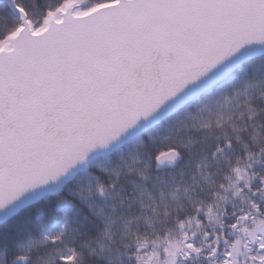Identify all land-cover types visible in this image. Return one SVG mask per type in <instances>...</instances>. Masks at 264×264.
Returning <instances> with one entry per match:
<instances>
[{
  "label": "snow or ice",
  "instance_id": "6c2138e0",
  "mask_svg": "<svg viewBox=\"0 0 264 264\" xmlns=\"http://www.w3.org/2000/svg\"><path fill=\"white\" fill-rule=\"evenodd\" d=\"M257 56L264 0H0V209ZM148 140L86 189L117 201L96 236L66 218L11 264H87L112 246L120 264H264V81L245 80ZM197 145L203 155L177 180L171 169ZM165 170L151 189L136 179Z\"/></svg>",
  "mask_w": 264,
  "mask_h": 264
},
{
  "label": "trees",
  "instance_id": "16d2710c",
  "mask_svg": "<svg viewBox=\"0 0 264 264\" xmlns=\"http://www.w3.org/2000/svg\"><path fill=\"white\" fill-rule=\"evenodd\" d=\"M245 80L264 81V56L255 57L245 63L223 83L214 86L210 91L189 102L154 128L129 141L114 153L100 157L88 172L79 174L61 193L44 197L0 225V253L3 254L0 261L6 260L7 257L12 255L18 245L27 244L30 240L39 238L42 226L43 229L55 231L66 218L70 227H80L82 230H86L88 235L96 236L99 228L103 227L100 216L108 214L112 205L117 201L115 199L102 201L96 198H87L86 189L94 183L93 177L99 175L102 179L107 180L108 176L102 171L103 169L115 172L121 168L122 160H128L131 164L132 156L144 153L145 149L142 142L143 144H150L149 136L158 138L169 125H172L187 112L195 111L220 94L230 91L233 87L241 86ZM173 135L183 136L187 141V136L183 132H173ZM202 155L203 149L200 145L192 149L191 155L188 151H184V158L171 169L176 174L177 180L182 170L185 173V179H187L189 172L192 170L191 165ZM156 175L168 178V170L159 174L151 173L149 180L146 182L139 181L138 177L136 179L142 187L146 184L151 189ZM127 179L129 178L122 176V182L125 183L128 190H131L133 186L127 183ZM172 183L169 180L168 185H162L166 192L171 190ZM82 195L85 198H82ZM104 243L107 245L106 241ZM120 259L117 246H112L110 252L106 248L102 255L90 258L87 264H109V260L111 264H120Z\"/></svg>",
  "mask_w": 264,
  "mask_h": 264
},
{
  "label": "water",
  "instance_id": "95a60500",
  "mask_svg": "<svg viewBox=\"0 0 264 264\" xmlns=\"http://www.w3.org/2000/svg\"><path fill=\"white\" fill-rule=\"evenodd\" d=\"M237 68H233L232 65L224 66L217 73L210 76L208 79L201 81L194 88L189 89L183 96L173 101L172 104H170L168 107L162 110L161 113H159L156 117H153L152 120L142 124L139 129L129 132V134L126 137H124L121 141L109 146L107 149L103 151L91 154L84 164H81L73 172L63 177L58 184L49 185L45 188H41L35 193H29L19 202L12 204L4 209H0V225L5 223L7 220L12 218L14 215L19 213L24 208L39 202L46 195H55L60 193L64 189V187L76 177L77 174L87 171L90 167V164L93 161H95L97 158L103 155H108L113 153L114 151L125 145L128 141H130L134 137L153 128L161 121H163L164 119H166L167 117L178 111L186 103L198 98L203 93L207 92L209 89L214 87L216 84L225 80Z\"/></svg>",
  "mask_w": 264,
  "mask_h": 264
},
{
  "label": "clouds",
  "instance_id": "9594fccd",
  "mask_svg": "<svg viewBox=\"0 0 264 264\" xmlns=\"http://www.w3.org/2000/svg\"><path fill=\"white\" fill-rule=\"evenodd\" d=\"M179 161L180 160H178L176 163H178ZM44 230L45 231H53L52 229H44ZM22 251H23V249L20 247V245H18L17 248H16V250H15V252L12 255H10L9 257H7L6 260L0 261V264H11V258H12V256L15 255L16 253L22 252ZM2 256H3V254L0 253V257H2Z\"/></svg>",
  "mask_w": 264,
  "mask_h": 264
},
{
  "label": "bare ground",
  "instance_id": "6f19581e",
  "mask_svg": "<svg viewBox=\"0 0 264 264\" xmlns=\"http://www.w3.org/2000/svg\"><path fill=\"white\" fill-rule=\"evenodd\" d=\"M33 205V204H32ZM31 206V205H30ZM29 207V206H28ZM27 208V207H26ZM25 209V208H24ZM22 211V210H21Z\"/></svg>",
  "mask_w": 264,
  "mask_h": 264
}]
</instances>
